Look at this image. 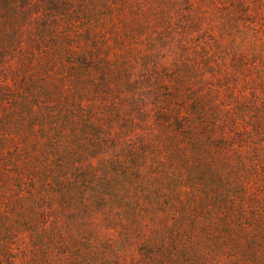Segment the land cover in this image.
Returning a JSON list of instances; mask_svg holds the SVG:
<instances>
[{"label": "rangeland", "instance_id": "obj_1", "mask_svg": "<svg viewBox=\"0 0 264 264\" xmlns=\"http://www.w3.org/2000/svg\"><path fill=\"white\" fill-rule=\"evenodd\" d=\"M244 2L68 0L71 18L46 20L0 0L9 264H264V0ZM70 162L91 172L90 211L58 215L55 237L50 218L21 222L20 181Z\"/></svg>", "mask_w": 264, "mask_h": 264}, {"label": "trees", "instance_id": "obj_2", "mask_svg": "<svg viewBox=\"0 0 264 264\" xmlns=\"http://www.w3.org/2000/svg\"><path fill=\"white\" fill-rule=\"evenodd\" d=\"M37 0H14V15L19 13L18 10L24 12V17L25 18H32L36 17L39 15H43L46 20H51L55 18H59L61 15H64L67 17H70L71 13H74L72 9L68 6L70 3H67L65 5H55L53 3L42 5V4H37L35 3ZM241 2L243 12L249 11L248 5L244 2V0H239ZM251 6V5H250ZM245 8V9H244ZM65 11V12H64ZM41 12V13H38ZM76 13V11H75ZM17 16V15H16ZM62 18V17H61ZM246 21V20H244ZM251 22V21H248ZM76 23V22H75ZM258 100V99H257ZM264 106L263 104H261ZM257 111H263V110H258ZM258 115V114H257ZM255 116L254 119L257 121V124H262L264 123V118L262 116L258 117ZM252 129L255 131V135L257 138H259L260 133L259 131H264L263 128L259 126L252 125ZM260 129V130H259ZM98 136L103 134L101 132L97 133ZM239 134V133H238ZM263 134V133H262ZM102 138V137H100ZM99 139V138H98ZM103 141V140H102ZM55 149H49L47 150L44 155L41 154V157L35 155L36 160L40 159H47V163L49 162V159L54 158ZM33 169V168H32ZM37 168H34V170ZM47 169L42 175H45V178L42 179L40 182L32 181L31 179H28V181L22 179L20 182L22 186H20V196L18 197V204L19 207L21 208L20 212L23 213L22 219L20 220L21 222H27L28 220V214L30 212L34 213L35 217H38V219L41 221V231L43 233H48L49 227L45 225L46 220L50 218L51 224H50V229L56 230V233L54 235L51 234V236H56L57 233H60L59 226L62 227L60 223L57 222L58 215H61L62 217H65L64 214H66V211L71 210V214H76L79 215L80 213H87L90 211L91 206L86 203L85 200L79 199L83 198V188L82 185L84 183L89 185V180L91 179V172H89L86 175L85 182L81 183L79 180L80 176H77L83 170L79 167V164L74 165V163H69L67 165V168L61 169L59 171L56 166H53L51 164H48ZM64 175L65 178H61L60 175ZM71 176L70 178L68 176ZM41 178V176H40ZM39 178V179H40ZM67 208V209H66ZM50 212V215L47 216L46 213ZM53 212V214H51ZM57 215V217H56ZM53 222V223H52ZM34 224V223H33ZM56 226V229L53 227ZM64 231V230H63ZM62 231V232H63ZM87 235L91 234L92 230L91 229H84L82 231L81 229V234ZM41 233V232H40ZM14 235V247H17L21 241H24L22 239V234L19 229H15V233L12 234ZM60 235H63L62 233ZM60 235L58 239H60ZM51 240V239H50ZM31 241V240H29ZM42 241H49V239H46L44 237L42 238H35L31 243L33 246H31V252L35 250V244H39ZM150 244V242H147ZM94 244H96L94 242ZM153 244V243H152ZM11 245V244H10ZM10 245H3L0 248V264H9L8 260H13L14 257H11L10 253ZM17 245V246H16ZM82 250V249H81ZM85 253V250L83 251ZM106 255V256H104ZM101 257H105V260H108L109 258L107 257V254H102L99 252L93 253L90 259H83L81 258L84 262H92L95 259H100ZM14 261H11V264Z\"/></svg>", "mask_w": 264, "mask_h": 264}]
</instances>
